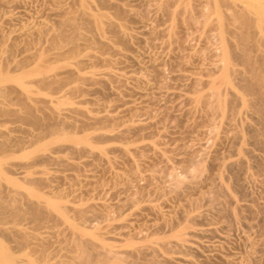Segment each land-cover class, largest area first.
I'll use <instances>...</instances> for the list:
<instances>
[{"label": "rangeland", "instance_id": "1", "mask_svg": "<svg viewBox=\"0 0 264 264\" xmlns=\"http://www.w3.org/2000/svg\"><path fill=\"white\" fill-rule=\"evenodd\" d=\"M227 6L0 0V264H264V96Z\"/></svg>", "mask_w": 264, "mask_h": 264}, {"label": "bare ground", "instance_id": "2", "mask_svg": "<svg viewBox=\"0 0 264 264\" xmlns=\"http://www.w3.org/2000/svg\"><path fill=\"white\" fill-rule=\"evenodd\" d=\"M237 3V0H235ZM229 1H227L228 3ZM231 3H228V5H230ZM233 5V3H232ZM235 6V5H234ZM228 7V6H227ZM238 9H236V13H234V7L232 9H230V6L228 7L230 10H232L231 12L234 13L232 14V18H235L236 20H234L236 22V24H238V30L237 33L234 35H237L238 38V44H237V49H238V53L236 54L238 56V58L240 59L239 62L242 65V72H241V76L239 77L242 81V90L244 93V96H249V95H253V97H251L250 99L247 98L245 100V98H243L249 105L254 106L256 108V111L260 110L261 105H259L260 100L262 99V97L264 96V0H238ZM226 8V9H228ZM228 10V11H230ZM231 14V13H230ZM230 18V17H229ZM10 19V18H8ZM233 20V19H232ZM75 21V20H74ZM83 22V21H82ZM233 22V21H232ZM63 23V22H62ZM234 23V22H233ZM235 25V23H234ZM226 26V25H225ZM236 26V25H235ZM230 29V28H227ZM229 31V30H228ZM231 32V31H230ZM233 35V36H234ZM65 36V35H64ZM229 41V40H228ZM3 50V49H2ZM50 50V49H49ZM234 50V49H233ZM13 52V51H12ZM237 53V51H236ZM234 55V54H233ZM235 56V55H234ZM238 60V59H237ZM20 65V64H19ZM42 65V64H41ZM18 66V65H17ZM6 69V68H4ZM3 69V70H4ZM238 70V69H236ZM241 70V69H240ZM239 73V72H238ZM75 76V75H74ZM67 78V77H66ZM75 78V77H74ZM73 78V79H74ZM80 78V77H78ZM7 79V78H6ZM69 79V78H68ZM67 79V80H68ZM71 78V80H73ZM77 79V78H76ZM81 79V78H80ZM1 80V79H0ZM3 80V78H2ZM5 80V78H4ZM55 80V79H54ZM62 80V79H61ZM64 80V78H63ZM41 82L45 83V80H42ZM66 82V81H65ZM11 86V85H10ZM33 99V98H32ZM250 100V102H249ZM244 101V102H245ZM261 104V103H260ZM32 108V107H31ZM33 111V110H32ZM2 112V111H1ZM4 112V111H3ZM262 112V110H261ZM9 114V113H8ZM263 116V115H262ZM261 116V118H263ZM28 119V117H26ZM40 118V117H39ZM256 118V117H255ZM254 118V120H255ZM264 119V118H263ZM31 120V119H30ZM36 120V119H35ZM257 120V119H256ZM261 123V122H260ZM259 124V123H258ZM264 124V123H263ZM261 126H263L261 124ZM257 130V129H256ZM255 138V136H254ZM0 150H2L0 148ZM4 150V149H3ZM5 152L7 151L6 148L4 150ZM4 151H0L2 153H4ZM258 159V158H257ZM4 200V199H3ZM31 201V200H30ZM215 201V199H214ZM51 204V203H50ZM36 206V205H34ZM38 206V205H37ZM45 206V205H44ZM32 207V206H31ZM5 206L4 203L0 202V212L5 210ZM40 208V206H39ZM41 209V208H40ZM44 209V208H43ZM51 211V210H50ZM83 212V211H82ZM46 213V212H45ZM47 214V213H46ZM50 214H52L50 212ZM33 216V215H32ZM47 216V215H46ZM34 217V216H33ZM37 217V216H36ZM35 218V217H34ZM2 220V219H1ZM0 220V221H1ZM4 223V222H3ZM7 228V227H6ZM6 230V229H5ZM7 234V232L5 233ZM11 235V234H10ZM78 235V233H77ZM79 236V235H78ZM14 237V236H13ZM15 238V237H14ZM79 238V237H77ZM83 239V238H82ZM82 239L80 241H82ZM75 240V239H74ZM84 240V239H83ZM78 242V240H75ZM25 242V241H24ZM83 243V242H81ZM76 244V242H75ZM79 244V243H78ZM85 244V243H83ZM82 244V245H83ZM96 244V243H95ZM98 244V243H97ZM27 246V243L25 244ZM93 245V244H92ZM75 246V245H74ZM79 246V245H77ZM81 246V244H80ZM85 245H83L84 247ZM100 246V245H98ZM76 247V246H75ZM89 247V246H88ZM91 247V246H90ZM102 247V246H100ZM99 247V250H100ZM79 250L81 249V247H77ZM97 248V247H96ZM86 254L83 253L81 254V250L79 251L80 253H78V256L82 259V262H88L87 258L90 255V253H88V251L90 250H86V247H84ZM105 248H103L104 250ZM48 250V249H47ZM83 250V249H82ZM94 250V249H93ZM102 250V249H101ZM102 250V251H103ZM107 250V249H106ZM106 250H104L106 252ZM124 251V250H123ZM153 251V250H152ZM156 251V250H155ZM7 251L4 252H0L1 255H7L6 254ZM77 252V251H76ZM96 252V250H95ZM99 252V251H98ZM110 252L113 253H118V251L114 252L110 250ZM121 252V250L119 251ZM126 252V251H125ZM12 253V252H11ZM133 253V252H132ZM150 253V252H149ZM153 253V252H152ZM151 253V254H152ZM80 254V255H79ZM98 254V253H96ZM104 254V253H103ZM107 254V252H106ZM119 254V253H118ZM124 254V252H123ZM130 254V253H129ZM146 254V253H145ZM149 254V255H151ZM12 255V254H11ZM88 255V256H87ZM109 255H111V253H109L108 251V255H105V259H108ZM120 255H122V252L120 253ZM147 255V254H146ZM77 256V258H78ZM85 256L87 257L86 260ZM97 256V255H96ZM104 256V255H103ZM113 256V255H111ZM118 257V255H115L113 257ZM126 256V255H124ZM121 256V257H124ZM129 256V255H128ZM152 256V255H151ZM8 257V256H7ZM98 257H100V254L98 255ZM116 257V258H117ZM132 257V256H131ZM136 257V256H135ZM154 257V254H153ZM79 258V259H80ZM101 258V257H100ZM138 258V257H137ZM140 258V255H139ZM5 259V258H4ZM76 259V258H75ZM127 259V256L126 258ZM129 259V257H128ZM128 259L126 260V262L128 261ZM131 259V258H130ZM10 260V259H9ZM153 260V259H152ZM155 260V258H154ZM74 261V260H73ZM90 261V259H89ZM72 264V262H71ZM87 264V263H86Z\"/></svg>", "mask_w": 264, "mask_h": 264}]
</instances>
